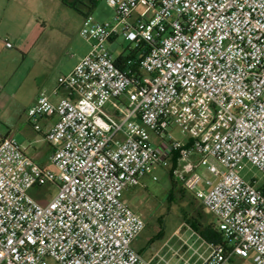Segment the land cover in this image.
Listing matches in <instances>:
<instances>
[{
  "label": "built area",
  "instance_id": "2783aa9c",
  "mask_svg": "<svg viewBox=\"0 0 264 264\" xmlns=\"http://www.w3.org/2000/svg\"><path fill=\"white\" fill-rule=\"evenodd\" d=\"M104 1L113 20L84 14L89 53L27 110L36 130L57 117L53 167L0 141V264H152L133 247L146 223L124 194L173 160L223 237L201 264H264V185L242 175L247 163L264 174V0ZM119 38L140 73L116 64ZM172 125L189 139H165ZM46 185L58 191L43 204L31 192Z\"/></svg>",
  "mask_w": 264,
  "mask_h": 264
},
{
  "label": "rangeland",
  "instance_id": "374dc122",
  "mask_svg": "<svg viewBox=\"0 0 264 264\" xmlns=\"http://www.w3.org/2000/svg\"><path fill=\"white\" fill-rule=\"evenodd\" d=\"M26 16L46 31L42 42H55L52 48L44 51V58L39 62L42 70L43 83L39 92L50 93L57 86L60 76L71 73L77 63L86 56L90 43L81 35V27L85 13H90L98 22L112 21L114 10L104 0H99L94 10L90 9L91 0H25ZM77 6V8L74 7ZM12 43V42H11ZM114 58L127 53V44L122 38L108 46ZM38 92V93H39ZM29 93V92H28ZM27 93V94H28ZM43 119L39 120V125ZM21 127L28 128V133L38 135L34 124L22 122ZM19 143L25 140L23 135L14 134ZM187 141L189 138L181 129L172 125L165 139ZM154 145L161 143L160 139L151 133ZM48 167H53L48 164ZM247 179H256L259 185H264V174L247 163L242 171ZM154 177L157 179L155 180ZM145 186L138 189L136 196L126 194L130 202L137 200L138 209H133L145 220L146 226L133 243L136 250H141L152 264H201L210 255V246L202 236V228L193 227L192 218L199 217V223L210 226L214 223L210 212L194 198L192 193L182 196L179 189H173L170 179V168L158 166L144 181ZM57 187L46 185L34 188L32 194H40V201L45 204L57 193ZM199 214V216H198ZM237 264H253V258L238 259ZM46 264H57L47 260Z\"/></svg>",
  "mask_w": 264,
  "mask_h": 264
},
{
  "label": "crops",
  "instance_id": "0c3cea01",
  "mask_svg": "<svg viewBox=\"0 0 264 264\" xmlns=\"http://www.w3.org/2000/svg\"><path fill=\"white\" fill-rule=\"evenodd\" d=\"M98 1L91 2V10L97 7ZM26 6L25 0H0V141L7 137L15 138L14 134L20 133L25 137L20 144L26 155L40 165L48 166L51 164L49 157L52 146L46 136L57 117L43 118L40 129L34 128L38 135L28 133V128L21 127L20 124L29 123L27 110L35 103L43 83L39 62L44 58L45 49L48 46L52 48L56 43L42 42L46 29L28 19ZM7 40L12 42L13 47L6 46ZM56 87L51 90V94ZM65 95L66 93L61 91L58 96H53V100L58 101ZM169 168L170 173L173 172L176 164H171ZM149 175H146L138 186L125 192L124 200L132 209L139 208L138 202L136 199L128 201L126 194L136 196L138 189L145 186L144 181ZM213 224L216 226V221ZM137 251L145 258L141 250Z\"/></svg>",
  "mask_w": 264,
  "mask_h": 264
},
{
  "label": "trees",
  "instance_id": "16d2710c",
  "mask_svg": "<svg viewBox=\"0 0 264 264\" xmlns=\"http://www.w3.org/2000/svg\"><path fill=\"white\" fill-rule=\"evenodd\" d=\"M92 3H95V0H91ZM75 8H77L76 5H74ZM139 61H140V55L137 51H130L128 55L117 58L116 64L118 67L124 69V70H132L133 72L140 73L139 71ZM130 62V63H129ZM173 164H176V161L173 160ZM170 179L172 183V191L170 193V199H172V196H174L173 192L175 189H179L182 196L188 195V192L183 188V186L174 179L173 172L170 173ZM199 216V214H198ZM193 227L196 230H199V228H202V236L207 242H216V243H223V237L222 234L217 230L216 226L212 223L210 226H203L201 223H199V217L194 216L192 218Z\"/></svg>",
  "mask_w": 264,
  "mask_h": 264
}]
</instances>
